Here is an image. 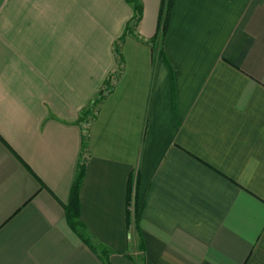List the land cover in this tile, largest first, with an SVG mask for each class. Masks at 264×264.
<instances>
[{
	"label": "crops",
	"instance_id": "crops-1",
	"mask_svg": "<svg viewBox=\"0 0 264 264\" xmlns=\"http://www.w3.org/2000/svg\"><path fill=\"white\" fill-rule=\"evenodd\" d=\"M138 2L0 0V264H264V0Z\"/></svg>",
	"mask_w": 264,
	"mask_h": 264
},
{
	"label": "trees",
	"instance_id": "trees-1",
	"mask_svg": "<svg viewBox=\"0 0 264 264\" xmlns=\"http://www.w3.org/2000/svg\"><path fill=\"white\" fill-rule=\"evenodd\" d=\"M126 1L133 5L134 11H135L134 16L138 18L140 14V9H141L138 0H126ZM171 2L172 0H163V5L165 7L163 8L162 6L160 9V13H159L160 21L159 22H160V27H161V30H160L161 36L166 28L167 13H168V10L170 9ZM137 18H135V21L137 20ZM128 27H130L129 24L127 28ZM151 48L153 51H156L157 54H161V47L158 44V42L152 43ZM110 78L111 76L105 83L104 88L99 92V94L95 96L88 110L84 111L83 117L87 116V114L91 111V108L96 106L101 101V99L104 97V95L110 91ZM83 174H84V163H81L79 165L76 177L71 186L69 201L67 205H65V215H66V219L69 225L71 226V228L78 233L81 239H83L86 243L90 244L89 239L87 238V235L85 232V228L83 224H81V222L78 220V213H79L78 193H79V187H80V184L83 178ZM137 183H138L137 177L134 178L132 175L129 176V181L127 185V207H126L127 208L126 209L127 221L126 223H127V228H130V230H131L130 226L133 223V229L136 233H138L137 222L140 216V207L138 206V202H137V198H138ZM136 237L134 235V238ZM90 245L91 247H93L92 244ZM136 246H137L138 251L141 253L138 258V261L140 264H142L144 262V246L142 242L140 243L139 241H137ZM101 251H102L103 256H106V251L103 248L101 249Z\"/></svg>",
	"mask_w": 264,
	"mask_h": 264
},
{
	"label": "rangeland",
	"instance_id": "rangeland-1",
	"mask_svg": "<svg viewBox=\"0 0 264 264\" xmlns=\"http://www.w3.org/2000/svg\"><path fill=\"white\" fill-rule=\"evenodd\" d=\"M95 111H96V110H95V106H94L93 108H91V111H90V113H91V114H93V113H95ZM90 113H88V116H89V115H91ZM130 227H131V230H130V237H129V240H130V245H131V247H132V246H133V244H134V242H135V245H136V243H137L138 239H137V237H136V236H135L136 238H134V229H133V223L131 224V226H130ZM140 254H141V253H140V252L137 250V251H135V253H134V255H133V256H134L135 258H137V259H138V258H139V256H140Z\"/></svg>",
	"mask_w": 264,
	"mask_h": 264
},
{
	"label": "built area",
	"instance_id": "built-area-1",
	"mask_svg": "<svg viewBox=\"0 0 264 264\" xmlns=\"http://www.w3.org/2000/svg\"><path fill=\"white\" fill-rule=\"evenodd\" d=\"M134 21H135V20H134ZM134 21H133V22H134ZM114 79H115V75L113 74V76L110 78V82L113 83ZM91 118H92V115H89V116L87 115V116H86V121H85V123L88 124L89 121L91 120ZM86 158H87V155L85 154V155H84V160H86Z\"/></svg>",
	"mask_w": 264,
	"mask_h": 264
}]
</instances>
